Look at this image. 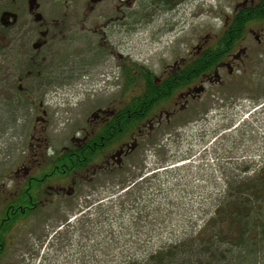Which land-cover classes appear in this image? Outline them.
<instances>
[{
    "label": "rangeland",
    "instance_id": "374dc122",
    "mask_svg": "<svg viewBox=\"0 0 264 264\" xmlns=\"http://www.w3.org/2000/svg\"><path fill=\"white\" fill-rule=\"evenodd\" d=\"M231 3L191 0L180 12L159 11L154 21L139 28L134 25L122 35V53L135 61L148 60L161 73L163 65L172 63L188 46L195 47L204 34L220 28L225 13L231 12ZM18 32L15 29L13 35L0 38L4 46L13 44L7 49L11 54L7 60L0 55V101L16 94L21 85L29 89L28 99L34 105L18 112L13 124L4 116L6 121H0L3 189L9 187L15 165L29 153L35 125L46 126L43 137L50 146L67 144L75 128L86 125L96 107H117L140 87L124 89L125 69L113 60L101 62L106 53L90 51L88 43L70 40L45 51L47 58L38 76L20 81L28 71L23 61L29 57L17 45ZM253 71L211 87L214 95L142 146L135 158L137 165L126 174L135 179L143 174L153 187H146L149 193L143 196L138 192L131 195L139 197L137 205L125 207L128 195L122 185L123 171L101 176L69 201L73 212H63L53 227H47L50 223H44L45 218L20 222L9 234L8 250L0 264L28 262L35 242L40 244L45 235L33 264H107L109 259L143 258L198 231L225 192V178L250 175L264 164V96L257 95L264 92V78L258 77L264 75V66ZM170 102L158 107H168ZM38 116L45 120H37ZM141 165L146 168L143 172ZM245 167L250 168L245 171ZM100 215L104 218L98 219Z\"/></svg>",
    "mask_w": 264,
    "mask_h": 264
},
{
    "label": "flooded vegetation",
    "instance_id": "af4514ba",
    "mask_svg": "<svg viewBox=\"0 0 264 264\" xmlns=\"http://www.w3.org/2000/svg\"><path fill=\"white\" fill-rule=\"evenodd\" d=\"M190 1L0 0V38L2 35H13L12 31L15 29L19 30L20 43L17 45L29 57L23 61L28 71L25 76L20 77V81L40 74L47 58L45 51L51 52L56 45L67 40L88 43L90 51L98 49L103 55L106 53L101 62L106 64V61L113 60L121 70L127 65L153 70L156 83L170 82L171 75L194 60H203L205 64L201 66L210 67L209 71L201 72L193 82L179 89L169 99L171 102L168 107L156 106L134 130L122 135H127L125 139L113 134L109 127L111 118L125 102H120L114 108L110 105L96 107L87 118V124L76 127L68 143L61 146H50L46 137H43L46 126L35 125L29 142V153L11 171L10 189H0V206L4 198H7L14 202L10 203L11 207H15L18 196L22 194L21 187L27 186V194L24 193L27 200L19 205L24 207L22 212L36 209L38 212L29 218H34L37 222L45 218L44 223H50L47 227H53L63 212H73L74 207L69 201L85 192L84 188L88 185L96 184L101 176L124 172L126 176L122 179V185L128 195L125 207L138 204L139 197H133L132 194L138 192L139 196H143L146 192L149 193L145 188L152 189L153 184L143 174L136 179L131 174H126L132 166L137 165L135 158L142 146L145 148L158 133L166 127L176 126L188 111L193 112L197 103L214 95L210 92L211 87L224 85L229 79L241 78L240 75L245 76L249 71L264 66V0H232L231 12L225 13L221 27L213 33L204 34L195 47L191 49L188 46L172 63L163 65L161 73H157L148 60L135 61L122 53L123 34L132 26L139 28L143 23L154 21L159 11L180 12L181 7ZM236 20L245 23L232 32L233 29L229 28L236 24ZM230 31L234 38L225 47L219 46L223 35ZM252 74L257 75L256 71ZM258 77L264 78V75ZM144 82L140 78L138 83L143 85ZM257 95L264 96V92ZM257 95L254 96L258 97ZM43 113L46 114V111L43 110ZM40 118L45 120L41 116L37 120ZM52 166L58 172L53 177L49 171ZM145 169L141 165L140 171ZM141 187L143 190L139 191ZM13 213L14 211L9 212L5 218L11 219ZM102 218L104 216H98V219ZM1 221L0 225L3 224ZM19 223L20 221L13 226L11 232L16 230ZM45 237L46 235L39 241L40 244L35 242L37 247L33 245L34 253L31 258L27 259L28 262L22 260L21 264H33L36 261ZM1 250L6 251V248L0 242ZM3 254H0V263Z\"/></svg>",
    "mask_w": 264,
    "mask_h": 264
},
{
    "label": "trees",
    "instance_id": "16d2710c",
    "mask_svg": "<svg viewBox=\"0 0 264 264\" xmlns=\"http://www.w3.org/2000/svg\"><path fill=\"white\" fill-rule=\"evenodd\" d=\"M243 23L245 22L236 20V24L229 30L232 28V32L237 31L236 28L240 29ZM232 38H234L233 33L226 32L219 46L225 47ZM9 47L0 43V55L3 60H7L11 55L7 52ZM203 63V60L192 61L171 75L168 83H156L153 70L127 65L125 68L127 82L124 84V89L129 90L135 87L139 84L136 82H139L140 78H143L145 82L143 85H138L140 86L138 90L130 95L117 114L111 118L109 123L111 132L116 136H122L134 130L137 124L156 106L169 100L179 89L193 82L201 72L209 71V66H201ZM1 69L2 65H0ZM28 91V88L18 85L16 94L0 101L2 102L0 121H6L4 116L8 119V124H13V121L16 122L18 119V112L27 111L31 105H34L28 99ZM55 168L52 166L49 170L51 177L58 173ZM249 168L244 169L248 171ZM3 181L4 179L1 178V190L4 185ZM223 184L226 186L225 192L218 199L214 212L205 219L198 231L190 232L185 237L160 247L147 257H130L121 259L119 262H112L114 259H109L106 263L264 264V164L250 175L234 174L232 177L225 178ZM20 190L22 194L18 196V203H15V207H11L10 203L14 202L8 201L7 198H4L0 206V221L7 217L9 212L14 211L13 217L5 218L1 221L3 224L0 225V242L5 245L6 251L8 250V235L13 226L19 221H27L31 215L38 212L36 209L22 212L24 207L21 208L19 205L27 200V186H22ZM4 252L1 250L0 254Z\"/></svg>",
    "mask_w": 264,
    "mask_h": 264
}]
</instances>
